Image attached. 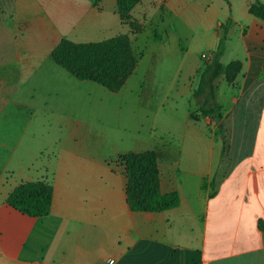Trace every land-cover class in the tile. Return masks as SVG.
Instances as JSON below:
<instances>
[{
    "label": "crops",
    "instance_id": "0c3cea01",
    "mask_svg": "<svg viewBox=\"0 0 264 264\" xmlns=\"http://www.w3.org/2000/svg\"><path fill=\"white\" fill-rule=\"evenodd\" d=\"M116 1L0 0V264H264V150L222 156V140L198 126L212 133L209 121L188 120L198 70L229 20L221 62L241 69L233 85L217 83L224 131L264 132V21L248 12L254 0H141L132 12L143 25L131 38L137 65L112 93L71 77L51 52L62 39L128 34ZM184 148L207 156H182ZM36 149L54 153L36 165ZM149 150L159 190L177 192V208L126 204L113 161ZM23 181L52 184L47 217L6 205Z\"/></svg>",
    "mask_w": 264,
    "mask_h": 264
},
{
    "label": "trees",
    "instance_id": "16d2710c",
    "mask_svg": "<svg viewBox=\"0 0 264 264\" xmlns=\"http://www.w3.org/2000/svg\"><path fill=\"white\" fill-rule=\"evenodd\" d=\"M226 1V0H225ZM98 0H95L96 5ZM141 0H117L116 13L121 24L130 27V33L140 31V24L131 13ZM250 15L264 21V4L254 0L248 7ZM230 21L221 26L222 34L211 56L198 70V85L192 93L194 109L188 120L198 123L207 119L219 125L222 110L217 100V83L224 78L233 85L241 69L239 61L227 64L221 62L225 51L226 31ZM53 62L79 81L99 85L116 93L133 74L138 56L132 46L129 34H119L110 39L94 43H74L62 39L52 50ZM223 147L226 138L223 137ZM114 165L121 168L125 178L126 204L130 211L140 213H160L177 208L180 198L177 192L162 194L159 190V170L156 153L153 150L140 153L128 152L117 156ZM53 186L47 181H23L8 194L5 203L21 215L30 218L47 217L52 208Z\"/></svg>",
    "mask_w": 264,
    "mask_h": 264
},
{
    "label": "rangeland",
    "instance_id": "374dc122",
    "mask_svg": "<svg viewBox=\"0 0 264 264\" xmlns=\"http://www.w3.org/2000/svg\"><path fill=\"white\" fill-rule=\"evenodd\" d=\"M131 16L135 21H137L140 24V26H141L140 31H141L142 27H143L142 23L137 18H135L132 15V13H131ZM155 21L156 20H154V22H151V24H155ZM128 28H129L128 34L130 35L131 38L134 35L140 33V31H139L135 34H131L130 33V27L128 26ZM201 65H204V64L201 63ZM168 66H170L169 63L165 66V68H167ZM166 71H168V69ZM94 86H97V85H94ZM193 104H194V101H193ZM183 107H184L183 101H178V105L176 106L178 115L181 114ZM198 126L200 128H203V130L205 131L204 133H205L206 137H208L209 139H211V140L216 139V142H217V140H219V141L222 140V156H234V157L235 156L236 157L242 156V157H244V156L252 155L253 152H254V155H257L260 150H264V132H255V131L250 132L251 129L253 128V126H249V125L245 126L244 129L240 128L239 130H236V132H233V133H229L230 131L229 132L224 131L225 129L223 127V123H222V125H220L221 128L219 127V125L212 124V127H213L212 133H208L207 130H205L207 128H205L202 124H200ZM188 132H190V130H188ZM174 136L177 139L178 138L180 139L182 136L181 131L176 130L174 132ZM223 137L226 138L225 149L223 147L224 146L223 145ZM186 138L189 141L188 135L186 136ZM204 141L207 142L208 139L205 138ZM257 143H260V144H257ZM38 144L42 145V141L38 142ZM255 145L257 146L256 149L253 148ZM36 150H37V152L41 151L40 152L41 157L37 156V154H36V162H35L36 165L39 164L40 161H45L46 158L51 157L52 153H54V150H41V149H39V150L36 149ZM91 152L95 153L96 149H91ZM213 152H214L213 157H217L219 155L218 143L215 144ZM204 155L207 156L206 154H203V150H198L197 148H194V149L184 148L182 150V156H188V158H198V157L201 158Z\"/></svg>",
    "mask_w": 264,
    "mask_h": 264
},
{
    "label": "water",
    "instance_id": "95a60500",
    "mask_svg": "<svg viewBox=\"0 0 264 264\" xmlns=\"http://www.w3.org/2000/svg\"><path fill=\"white\" fill-rule=\"evenodd\" d=\"M222 123H223V122H221V123L219 124V127H220V128H221V126H220V125H222Z\"/></svg>",
    "mask_w": 264,
    "mask_h": 264
}]
</instances>
